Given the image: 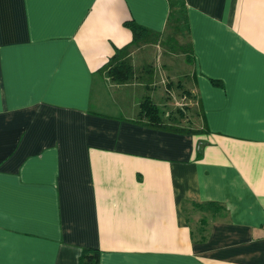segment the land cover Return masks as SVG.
<instances>
[{
	"label": "crops",
	"instance_id": "0c3cea01",
	"mask_svg": "<svg viewBox=\"0 0 264 264\" xmlns=\"http://www.w3.org/2000/svg\"><path fill=\"white\" fill-rule=\"evenodd\" d=\"M180 2L196 134L98 71L169 0H0V264H264V0Z\"/></svg>",
	"mask_w": 264,
	"mask_h": 264
},
{
	"label": "rangeland",
	"instance_id": "374dc122",
	"mask_svg": "<svg viewBox=\"0 0 264 264\" xmlns=\"http://www.w3.org/2000/svg\"><path fill=\"white\" fill-rule=\"evenodd\" d=\"M171 28L167 27V31L152 43L129 47L128 62L132 65L133 77L125 83L127 88L120 90L107 82L102 90L105 94L122 91L128 96L150 95L163 121L192 127L197 104L192 91L191 62L179 48L187 38L182 29L175 33ZM95 87L99 90L96 84ZM173 118L175 121H171Z\"/></svg>",
	"mask_w": 264,
	"mask_h": 264
},
{
	"label": "trees",
	"instance_id": "16d2710c",
	"mask_svg": "<svg viewBox=\"0 0 264 264\" xmlns=\"http://www.w3.org/2000/svg\"><path fill=\"white\" fill-rule=\"evenodd\" d=\"M169 13L167 17V27H172V31L177 33L182 29L186 34L187 41L179 48L185 54V59L191 62V46L187 35V24L184 16L183 4L180 0H169ZM123 25L129 29L131 40L125 45L115 48L114 53L98 68L104 72L108 79L116 84L128 82L133 77L132 65L128 62L129 47L140 42H146L154 36L157 40L159 35L152 34L151 31L132 20L123 21ZM171 39V37H169ZM136 119L148 126L164 128L178 133L196 134L203 130L192 129L187 126H176L173 122L163 121L160 117L158 107L149 96H144L139 102ZM171 121H175L174 118ZM78 261L80 264H98L99 252L95 249H82Z\"/></svg>",
	"mask_w": 264,
	"mask_h": 264
},
{
	"label": "built area",
	"instance_id": "2783aa9c",
	"mask_svg": "<svg viewBox=\"0 0 264 264\" xmlns=\"http://www.w3.org/2000/svg\"><path fill=\"white\" fill-rule=\"evenodd\" d=\"M263 229H264V225H263Z\"/></svg>",
	"mask_w": 264,
	"mask_h": 264
}]
</instances>
